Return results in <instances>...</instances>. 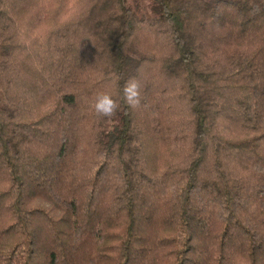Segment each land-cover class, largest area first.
Masks as SVG:
<instances>
[{
	"label": "trees",
	"instance_id": "trees-1",
	"mask_svg": "<svg viewBox=\"0 0 264 264\" xmlns=\"http://www.w3.org/2000/svg\"><path fill=\"white\" fill-rule=\"evenodd\" d=\"M130 1L0 0V264H264V0Z\"/></svg>",
	"mask_w": 264,
	"mask_h": 264
},
{
	"label": "clouds",
	"instance_id": "clouds-1",
	"mask_svg": "<svg viewBox=\"0 0 264 264\" xmlns=\"http://www.w3.org/2000/svg\"><path fill=\"white\" fill-rule=\"evenodd\" d=\"M141 88V83L136 78H130L123 87V98L132 109H137L141 106L143 98ZM119 106L118 100L114 99L113 95L107 91L98 92L91 105L97 116L107 118L113 117Z\"/></svg>",
	"mask_w": 264,
	"mask_h": 264
},
{
	"label": "rangeland",
	"instance_id": "rangeland-1",
	"mask_svg": "<svg viewBox=\"0 0 264 264\" xmlns=\"http://www.w3.org/2000/svg\"><path fill=\"white\" fill-rule=\"evenodd\" d=\"M127 1L131 2L130 0H126V4H127ZM129 2H128L129 6H133V5H131L132 3H129Z\"/></svg>",
	"mask_w": 264,
	"mask_h": 264
}]
</instances>
